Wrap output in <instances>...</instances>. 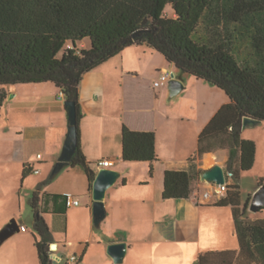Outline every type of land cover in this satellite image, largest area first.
Here are the masks:
<instances>
[{
  "label": "crops",
  "instance_id": "0c3cea01",
  "mask_svg": "<svg viewBox=\"0 0 264 264\" xmlns=\"http://www.w3.org/2000/svg\"><path fill=\"white\" fill-rule=\"evenodd\" d=\"M164 72L180 77L157 50L134 45L86 74L81 82V150L96 174L101 160L111 161L109 169L120 173L107 192V217L100 225L101 235L94 224L93 192L85 170L69 167L50 179L69 128L61 90L51 82L15 85L12 91L0 86V91L8 94L0 118V228L12 219L25 226L18 218L23 213L26 192L30 199L50 180L40 192V207L53 233L51 246L57 245L53 248L55 264H66L71 255L80 256L86 264H115L108 246L123 242L127 243L123 264H199V258L209 253L236 252L239 256L241 245L233 207L217 206L227 193L218 194L201 179L210 163L220 165L228 175L230 151L216 148L197 155L201 133L230 100L221 89L189 75L182 78L185 90L172 97L168 84L154 87ZM12 92L15 95L9 98ZM125 123L137 131L155 130L157 160L152 163V176L150 163L123 159ZM247 129L243 138L256 142ZM35 170L40 173L35 174ZM167 170L193 172L190 198H164ZM32 175L38 176L36 187L28 189ZM205 192L211 193L209 199H204ZM16 196L19 203L14 208L11 203ZM69 197L80 200L81 206L68 207ZM246 203L242 195V208ZM263 213L251 216L248 210L247 217L264 219ZM71 222H80L84 239H69ZM62 228L66 236L57 237ZM27 229L25 236L30 232ZM32 242L36 248L35 237ZM95 244L104 248L92 260L89 247ZM12 251L7 248L0 254L3 264H27ZM30 263L40 264V260ZM254 264H264V260Z\"/></svg>",
  "mask_w": 264,
  "mask_h": 264
},
{
  "label": "trees",
  "instance_id": "16d2710c",
  "mask_svg": "<svg viewBox=\"0 0 264 264\" xmlns=\"http://www.w3.org/2000/svg\"><path fill=\"white\" fill-rule=\"evenodd\" d=\"M202 24L208 39L201 42L197 33ZM236 34L249 43L250 60L245 64L235 55ZM134 45L161 53L180 73L179 79L189 75L203 80L230 100L201 133L197 155L216 148L230 151L233 182L227 183L226 198L217 206L233 207L241 252L205 254L199 264L263 261L264 219L247 217L251 198L242 208L240 181L243 172L254 168L258 152L254 140L243 138V119L264 122V0H0V86L51 82L66 101L76 104L79 146L70 167L85 170L91 191L97 174L80 146V85L86 74ZM7 98L6 91H0V118ZM123 159L150 163L152 176L155 130L137 131L125 123ZM193 179L192 171L167 170L164 198H190ZM48 182L31 198L40 264H55L50 249L53 233L40 207V192Z\"/></svg>",
  "mask_w": 264,
  "mask_h": 264
},
{
  "label": "water",
  "instance_id": "95a60500",
  "mask_svg": "<svg viewBox=\"0 0 264 264\" xmlns=\"http://www.w3.org/2000/svg\"><path fill=\"white\" fill-rule=\"evenodd\" d=\"M170 94L172 97L177 96L185 90V84L176 73L173 72L171 80L168 83ZM65 107L69 119V128L67 138L64 144L62 154L53 169L50 179L54 180L59 174L69 168L73 162V158L77 153L79 146L78 137V119H77V107L74 102L65 101ZM262 123L261 120H257L252 117H245L243 119V130L251 127H256ZM230 175V173L228 174ZM120 173L116 170L109 168L99 169L95 181L93 183V209H94V224L100 227L101 223L107 217V209L105 205V199L107 192L115 186ZM201 179L204 182L212 183L216 185H225L227 183V174L223 167L218 164H214L207 168L202 174ZM264 207V186H262L254 195L250 210L257 213L260 208ZM21 232L20 225L16 219H12L11 222L6 225L4 229L0 231V247L11 237ZM57 247L54 245L53 248ZM108 254L114 260L115 264H123L127 254V243H116L108 246Z\"/></svg>",
  "mask_w": 264,
  "mask_h": 264
},
{
  "label": "rangeland",
  "instance_id": "374dc122",
  "mask_svg": "<svg viewBox=\"0 0 264 264\" xmlns=\"http://www.w3.org/2000/svg\"><path fill=\"white\" fill-rule=\"evenodd\" d=\"M167 14L171 15L169 9L167 10ZM232 28L234 29L235 27H232ZM207 34H208V31L206 29V25L202 24L198 30L197 39L201 42L206 41L208 39ZM238 36L239 35L236 34L234 37V38H236L234 51H235V55H236L237 59L239 60V62L241 64H245V62L247 60H250L249 43H248L247 39L239 38ZM87 43L90 46V42L88 41ZM59 57H62V53L59 55ZM14 88L15 87H8V89H11V91L14 90ZM14 95H15V93L12 92L9 95V98H11ZM247 130H248L249 134L251 135V137L256 138V142H257V146H258V155H257V159H256V163H255L254 168L250 171L245 172L242 181H240L241 192H242L244 201H248V199L250 197L253 199L254 195L256 194L255 190L259 187L261 182H264V123H262L256 127H251ZM214 145L216 147L219 144H217V145L214 144ZM212 165H214V163H210L207 167L209 168ZM37 177L38 176H36V175L30 176L29 179H31V181H29L28 185H26V187L28 189H29V187H31L32 189L34 187H36V185L34 183H35V180ZM232 182L233 181L231 179L227 178L228 184H230ZM27 195H29V192H26L25 206L23 208V213L21 216H19L18 220L19 221L21 220L22 224L25 225L27 228H29L30 232L27 233L29 235L25 236V232H20V233L16 234V236L7 240L3 244V246L0 248V254H2L4 252V250L7 248L10 249L11 251L15 248V250H13L12 252H14V251L16 252L18 259L20 261H22V263L31 264L30 262L35 260V259L37 260V263H38L39 259H38L37 249L34 247V242H32V240L34 241V236L32 234V231L35 232L34 231V212H33V209L31 207V198L30 199L27 198ZM14 198L15 199L12 201L11 204L14 206V208H17L19 202L17 201L18 200L17 196ZM252 199H251V202H252ZM249 214L251 216H255L256 213L249 209ZM70 224H71V227H70L69 233H68L69 239L70 240H76V241H79L80 239H84L85 236H83L81 234V231H80V225H81L80 222L75 224L76 226L72 222ZM0 225H1V223H0ZM6 225H8V224H5L4 226H2L0 228V231L2 229H4L6 227ZM62 225H63V227L65 226L64 220H62ZM72 225H74L75 227L74 226L72 227ZM60 233L57 237L62 238L64 236H66L65 228H62V230H60ZM97 234H99V235L103 234L102 228L100 229V227H98ZM38 239H39V237H38ZM84 247H85V245H84ZM100 248H104V247H96V244L90 245V247H89L90 259H92V260L95 259V255L97 254V252ZM50 249H53L52 246H50ZM10 259H8L7 262H10ZM63 262L64 261H60L59 264H62ZM12 263H14L13 260H12ZM0 264H3V258L1 257V255H0Z\"/></svg>",
  "mask_w": 264,
  "mask_h": 264
},
{
  "label": "built area",
  "instance_id": "2783aa9c",
  "mask_svg": "<svg viewBox=\"0 0 264 264\" xmlns=\"http://www.w3.org/2000/svg\"><path fill=\"white\" fill-rule=\"evenodd\" d=\"M173 72H164L158 80H156L154 82V87L155 88H159L163 85H166L169 83V81L171 80V75H172ZM39 158H42L41 155H39ZM113 163L109 160H101L98 162L97 164V167L98 169H101V168H109ZM35 174H39L40 171L39 170H35L34 171ZM231 177V174L230 175H227V178ZM212 188L218 192V194H222L224 195L225 193H227L228 191V188H227V183L225 185H216V184H212ZM210 195L211 193L210 192H205L204 193V199H209L210 198ZM67 206L68 207H78V206H81V202L80 200H77V199H73L71 197H69L67 199ZM21 228V231L22 232H26L28 231V229L25 227V226H20ZM51 252H52V257L54 259V262H55V255H53L55 253V251L53 249H51ZM66 264H86L83 259L78 256V255H71L68 259H67V262Z\"/></svg>",
  "mask_w": 264,
  "mask_h": 264
}]
</instances>
